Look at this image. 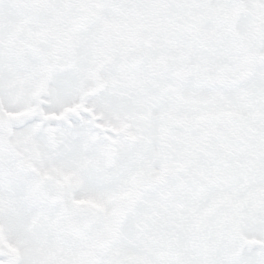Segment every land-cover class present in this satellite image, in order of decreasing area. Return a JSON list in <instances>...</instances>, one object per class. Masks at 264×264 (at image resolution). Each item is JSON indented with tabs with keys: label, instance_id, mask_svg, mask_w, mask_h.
<instances>
[{
	"label": "snow or ice",
	"instance_id": "1",
	"mask_svg": "<svg viewBox=\"0 0 264 264\" xmlns=\"http://www.w3.org/2000/svg\"><path fill=\"white\" fill-rule=\"evenodd\" d=\"M0 264H264V0H0Z\"/></svg>",
	"mask_w": 264,
	"mask_h": 264
}]
</instances>
